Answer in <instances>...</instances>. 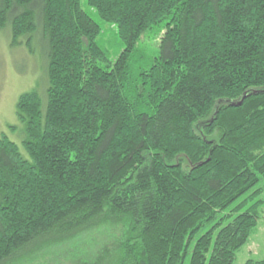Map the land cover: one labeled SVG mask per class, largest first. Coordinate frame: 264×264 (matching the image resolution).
<instances>
[{"label": "trees", "instance_id": "1", "mask_svg": "<svg viewBox=\"0 0 264 264\" xmlns=\"http://www.w3.org/2000/svg\"><path fill=\"white\" fill-rule=\"evenodd\" d=\"M87 7L100 22L81 0H0L11 47L47 61L45 101L16 105L22 147L0 137V264L106 227L114 248L75 264H234L264 223V0Z\"/></svg>", "mask_w": 264, "mask_h": 264}, {"label": "rangeland", "instance_id": "2", "mask_svg": "<svg viewBox=\"0 0 264 264\" xmlns=\"http://www.w3.org/2000/svg\"><path fill=\"white\" fill-rule=\"evenodd\" d=\"M86 10L94 20L100 22L98 16L87 7V0H81ZM117 33L109 25L103 26L100 44L108 49L112 60L117 57L123 47L108 46L109 40H116ZM150 35V39H152ZM155 36V35H153ZM156 37V36H155ZM160 38L157 37V39ZM145 39L142 41L144 44ZM120 43V41H117ZM152 44L157 45V41ZM47 66L45 47L35 42L32 51L26 46L11 47L9 30L0 31V137L6 135L11 141L22 147L24 126L16 114L19 98L32 90H38L45 101ZM12 128H15L13 130ZM119 238V230L101 228L100 230L82 235L76 242L63 246L61 249L48 251L45 256H38L33 264H75L76 261L93 262L104 249H112ZM249 260H264V223L258 227V232L250 242L238 253L234 264H246Z\"/></svg>", "mask_w": 264, "mask_h": 264}, {"label": "water", "instance_id": "3", "mask_svg": "<svg viewBox=\"0 0 264 264\" xmlns=\"http://www.w3.org/2000/svg\"><path fill=\"white\" fill-rule=\"evenodd\" d=\"M241 105V104H240Z\"/></svg>", "mask_w": 264, "mask_h": 264}]
</instances>
